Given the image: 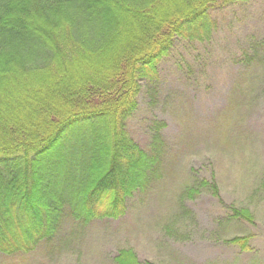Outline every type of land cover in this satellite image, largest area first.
<instances>
[{
  "label": "trees",
  "instance_id": "obj_1",
  "mask_svg": "<svg viewBox=\"0 0 264 264\" xmlns=\"http://www.w3.org/2000/svg\"><path fill=\"white\" fill-rule=\"evenodd\" d=\"M247 1L0 0V253L32 250L62 215L86 224L125 214L160 165L165 124L154 122L148 150L127 131L143 84L157 83L178 42L211 39L217 9ZM259 43L246 65L264 63ZM202 190L251 222L220 200L214 180L195 179L183 194ZM248 241L229 239L242 249ZM113 260L155 264L130 248Z\"/></svg>",
  "mask_w": 264,
  "mask_h": 264
},
{
  "label": "rangeland",
  "instance_id": "obj_2",
  "mask_svg": "<svg viewBox=\"0 0 264 264\" xmlns=\"http://www.w3.org/2000/svg\"><path fill=\"white\" fill-rule=\"evenodd\" d=\"M215 16L211 39L178 42L159 62L155 88L144 83L137 95L129 135L148 150L154 122L165 124L149 187L117 219L84 224L62 215L53 235L28 252L0 253V264H115L122 248L155 264H264V63L243 58L264 41V0ZM200 178L214 180L220 200L247 209L251 222L205 190L185 198ZM235 236L249 237L248 248L230 243Z\"/></svg>",
  "mask_w": 264,
  "mask_h": 264
}]
</instances>
